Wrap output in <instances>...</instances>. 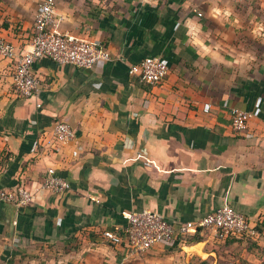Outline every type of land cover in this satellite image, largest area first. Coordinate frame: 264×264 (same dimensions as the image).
<instances>
[{
  "label": "crops",
  "instance_id": "crops-1",
  "mask_svg": "<svg viewBox=\"0 0 264 264\" xmlns=\"http://www.w3.org/2000/svg\"><path fill=\"white\" fill-rule=\"evenodd\" d=\"M124 1L116 13L93 19L57 0L60 32L100 41L112 57L103 68L41 59L33 65L40 93L24 100L12 95L0 62V188L30 187L49 165L71 185L25 208L0 205L2 264H25L32 250L49 246L62 251L42 264H133L138 255L100 235L124 225V211L184 222L225 204L250 219L264 217V55L254 47L264 30L242 28L244 20L264 17V0ZM37 5L30 16L24 0H0V33L18 51L25 46L19 26L33 20ZM243 36L246 47L238 43ZM144 57L168 64L160 84L128 75ZM233 107L250 114V138L232 132ZM59 121L75 139L47 158L40 136ZM230 246L243 249L248 264H264L262 244Z\"/></svg>",
  "mask_w": 264,
  "mask_h": 264
},
{
  "label": "built area",
  "instance_id": "built-area-1",
  "mask_svg": "<svg viewBox=\"0 0 264 264\" xmlns=\"http://www.w3.org/2000/svg\"><path fill=\"white\" fill-rule=\"evenodd\" d=\"M57 0H40L33 20L19 26L24 33L25 46L22 51L0 33V62L7 64L12 95L19 99H31L40 93L42 82L33 71L35 62L48 59L56 66H72L80 70L103 68L112 59L109 50L100 42L76 34L60 32L57 15ZM168 64L160 57H144L129 65L128 75L138 77L148 86L160 84L168 75ZM211 106L204 103L202 112L209 114ZM230 126L235 134L250 138L248 121L250 114L239 108H230ZM75 134L66 122H56L49 131L40 136L39 148L47 158L58 156L72 143ZM71 190L70 183L49 165L40 179L30 187L21 183L16 188H0V205L25 208L41 195H63ZM124 225L103 229L101 238L130 255H142L153 249H170L184 237L196 233H209L217 241L229 239L262 244L264 248V217L253 220L236 212L229 205H222L205 216L184 222L168 221L149 210L124 211ZM183 245L182 242L180 243Z\"/></svg>",
  "mask_w": 264,
  "mask_h": 264
},
{
  "label": "rangeland",
  "instance_id": "rangeland-1",
  "mask_svg": "<svg viewBox=\"0 0 264 264\" xmlns=\"http://www.w3.org/2000/svg\"><path fill=\"white\" fill-rule=\"evenodd\" d=\"M24 1L28 4L26 11L28 10L29 13H27L31 16L33 9H35L36 4L40 0ZM59 3H66V5H68V7L76 13L77 10L74 9V7L79 6L81 9V11H78L79 14L81 13L84 18L91 17L93 19L100 17V14L103 13L104 10L111 12L115 11L114 13H116L118 10L125 7L124 0H59ZM258 18L259 17L244 20L242 22V28H244L243 30H251L262 25V29L264 30V17H260V21H257ZM79 23H81L80 27L83 29L82 31L86 32L88 29L86 28L88 26V21H82ZM80 27L79 29H81ZM84 28L86 29L84 30ZM246 39L247 36H243L240 38V42L238 43H241L244 47H246L248 45ZM255 43L254 47L256 55H264V38L256 39ZM201 240L202 241L199 242L202 244L200 248L201 251L196 252L195 250L191 251V249H188L187 251H190L189 257H187L188 254L184 253L186 251L185 249V251L183 249H176L175 251L157 249L158 252H155L154 250L156 249H154L148 251L147 253H150L148 255H146V253L133 258V264H248L246 260L247 258L245 259L247 255L244 253L243 249H240V247L230 246L232 243H227V241H217L209 233H205ZM61 248L62 247L60 246H49L44 248V250H39L36 247L34 251L32 250V252L24 258L28 260L25 264H42L41 262L43 260H48V258L46 259L45 257H51L54 259V257L56 258L58 254L57 249L62 251ZM152 251L156 254H151ZM130 264H132V262Z\"/></svg>",
  "mask_w": 264,
  "mask_h": 264
},
{
  "label": "trees",
  "instance_id": "trees-1",
  "mask_svg": "<svg viewBox=\"0 0 264 264\" xmlns=\"http://www.w3.org/2000/svg\"><path fill=\"white\" fill-rule=\"evenodd\" d=\"M135 78L138 81H140L138 77H135ZM203 236H204V234L196 233L194 235H190V236L184 237L181 240L176 241L175 245L173 247H171L170 249H168V250L175 251L176 249H179V247L181 246V244H180L181 242H182L183 245H186V246L195 245V244H197V243L202 241L201 239H202ZM234 241H235L234 239H229V240H227V243H232ZM253 244H255V243H253ZM201 246H202V244L200 243V244H197L196 246H193L191 248H186V251L188 249H191V251L195 250L196 252H199V251H201V249H200Z\"/></svg>",
  "mask_w": 264,
  "mask_h": 264
}]
</instances>
